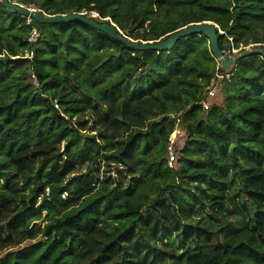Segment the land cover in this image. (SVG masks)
<instances>
[{"label": "trees", "instance_id": "16d2710c", "mask_svg": "<svg viewBox=\"0 0 264 264\" xmlns=\"http://www.w3.org/2000/svg\"><path fill=\"white\" fill-rule=\"evenodd\" d=\"M17 1L96 11L83 16L138 43L212 21L220 49L264 47V0ZM212 80L221 99L209 103ZM84 111L99 132L80 127ZM175 126L185 141L169 165ZM222 211L244 226L221 237ZM0 264H264V57L224 70L201 33L137 50L0 2Z\"/></svg>", "mask_w": 264, "mask_h": 264}, {"label": "water", "instance_id": "95a60500", "mask_svg": "<svg viewBox=\"0 0 264 264\" xmlns=\"http://www.w3.org/2000/svg\"><path fill=\"white\" fill-rule=\"evenodd\" d=\"M0 2L5 5V7L11 12L16 14H21L25 17L32 18L39 23H55L63 21L81 20L84 21L104 32L111 35L112 37L123 41L128 46L137 50H160L167 51L171 49L175 43L182 37H186L191 34H204L209 39L213 56L220 61L222 69H229L231 66L236 65V63L243 58L249 57L251 55H260L264 57V47H254L252 49L242 50L236 57L230 58L226 55L225 51L220 49L218 44V34L216 30V25L214 22L205 21L198 23H191L184 27L179 28L174 33H172L167 39L163 41H141L138 43L133 39L127 37L126 35H120L117 33L116 29L107 23H97L89 17H85L79 13H73L71 15L61 14V15H49L41 10H31L24 6H19L12 3L10 0H0ZM113 25L114 22L111 21ZM116 26V25H115ZM119 32L122 31L118 28Z\"/></svg>", "mask_w": 264, "mask_h": 264}, {"label": "rangeland", "instance_id": "374dc122", "mask_svg": "<svg viewBox=\"0 0 264 264\" xmlns=\"http://www.w3.org/2000/svg\"><path fill=\"white\" fill-rule=\"evenodd\" d=\"M131 39H133V38H131ZM133 40L134 41H137L135 39H133ZM223 46H224V49L223 50L225 51L226 55H228L230 58L236 57L242 50L252 49V48L255 47V46H253V44H250L248 46H243L242 45L239 48H234L231 43H227V42ZM216 99L217 100H220L221 99L220 93L217 94L214 98H208V102L209 103H212ZM76 117L79 119V121L81 123L80 124V127L82 129L87 130L88 132H99L100 131V129L98 128V126L95 123V118H94V115H93V113L91 111H84V112L78 114ZM179 133H180V131H179ZM184 141H185V136L184 137H180L179 136V138H178L179 146H182L183 143H184ZM166 157H168V156L166 155ZM233 194L236 197H242V198L244 197L243 196L242 189H241V184L238 181H236V185H235ZM230 209H232V206L230 207ZM45 214H46V212L43 211V215H45ZM199 216H200L199 213L198 214H195L192 217H190L189 219H187L186 221L188 223H196V221H197V219H198ZM219 216H220V218L223 221H229L230 222V225L221 233V237H223L224 235H226V234H228L230 232H234V231H236V230H238V229H240V228H242L244 226L245 219H244V217L240 213L230 214L229 212L227 213L225 211H222V212L219 213ZM39 221H41V220H39ZM41 223H42V225L44 224V222H41ZM35 240H27L24 243H22L20 245V247L29 245V244L33 243ZM167 243L169 245L175 247L178 254H181L187 248V246L182 245L177 240V238L175 236H172L168 240Z\"/></svg>", "mask_w": 264, "mask_h": 264}, {"label": "built area", "instance_id": "2783aa9c", "mask_svg": "<svg viewBox=\"0 0 264 264\" xmlns=\"http://www.w3.org/2000/svg\"><path fill=\"white\" fill-rule=\"evenodd\" d=\"M12 3L16 4V5H19V6H24V7H27L31 10H41L40 8L38 7H34L32 5H27V4H24V3H21L17 0H10ZM43 11V10H41ZM44 12V11H43ZM88 11H83V12H80L79 14L83 15V14H86ZM89 15L91 16H99V13L96 12V11H89L88 12ZM39 36V30L34 27L31 31V34L28 38V40L30 42H33L37 39V37ZM25 57L29 58V59H32L33 57V53H26ZM218 63L220 65V61L218 60ZM221 66V65H220ZM221 77H223L224 75H220ZM226 76L228 77L229 74H226ZM206 92L207 94L210 96V97H214L216 95V87H215V82L214 80H212L209 84V86L207 87L206 89ZM202 108L204 110H207L209 109V103L208 102H203L202 103ZM178 138H179V129H178V126H175V128L173 129L172 133L170 134L169 136V142H168V163L169 165H173V163L175 162L176 160V157H177V151L175 149V144L176 142L178 141Z\"/></svg>", "mask_w": 264, "mask_h": 264}]
</instances>
